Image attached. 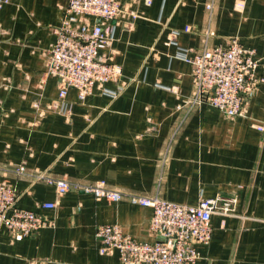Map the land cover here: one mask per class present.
I'll use <instances>...</instances> for the list:
<instances>
[{
  "label": "crops",
  "instance_id": "1",
  "mask_svg": "<svg viewBox=\"0 0 264 264\" xmlns=\"http://www.w3.org/2000/svg\"><path fill=\"white\" fill-rule=\"evenodd\" d=\"M119 1L139 17L113 20L115 39L101 52L123 75L84 98L69 88L65 102L45 52L69 0H10L0 8V180L15 187L19 207L54 221L20 240L3 227L0 264H121L117 251L100 252L102 224H120L138 241L163 240L150 230L152 208L127 196L60 195L46 180L16 173L19 165L190 205L235 198L231 214L212 216L211 241L197 245L195 264H264V131L254 125L264 122V0ZM231 37L260 60L247 116L186 104L194 84L183 53ZM66 103L68 114L60 109Z\"/></svg>",
  "mask_w": 264,
  "mask_h": 264
},
{
  "label": "built area",
  "instance_id": "2",
  "mask_svg": "<svg viewBox=\"0 0 264 264\" xmlns=\"http://www.w3.org/2000/svg\"><path fill=\"white\" fill-rule=\"evenodd\" d=\"M10 0H0V8ZM151 4L152 0H145ZM139 15L128 10L119 0H69L61 26L56 29L57 39L45 52L47 72L60 79L58 96L65 102L69 88L78 90L84 98L97 85L118 81L123 75L120 64L114 63L101 50L112 45L116 26L112 23L121 17ZM98 18L101 21H93ZM183 58L192 64L194 94L186 104L207 103L229 117L247 116L248 95L261 81L256 75L260 60L255 51L244 47L238 37L225 44L187 50ZM68 114L71 106L60 107ZM264 131V122L254 124ZM14 171L44 179L54 185L58 194L70 190L83 191L97 198L119 202L125 196L133 204L153 210L150 230L162 241H138L125 233L120 224H102L97 227L100 252L117 251L121 264H195L200 258L198 244L211 241L212 216L231 214L235 198H201L195 205L172 202L159 196L127 194L107 187L103 180L85 183L78 180L54 178L42 172L28 173L22 165ZM223 199V200H222ZM15 187L0 180V230L5 227L16 240L23 239L52 226L54 221L43 214L17 205ZM44 208L53 209L55 202H45Z\"/></svg>",
  "mask_w": 264,
  "mask_h": 264
}]
</instances>
